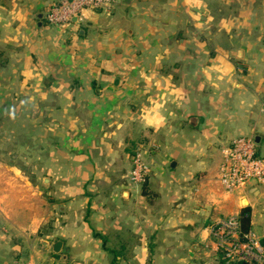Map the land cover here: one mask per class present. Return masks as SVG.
Wrapping results in <instances>:
<instances>
[{"label": "crops", "instance_id": "obj_1", "mask_svg": "<svg viewBox=\"0 0 264 264\" xmlns=\"http://www.w3.org/2000/svg\"><path fill=\"white\" fill-rule=\"evenodd\" d=\"M53 1L0 0V264H231L209 232L227 216L264 247V185L217 178L234 138L264 157V0H119L51 28Z\"/></svg>", "mask_w": 264, "mask_h": 264}, {"label": "built area", "instance_id": "obj_2", "mask_svg": "<svg viewBox=\"0 0 264 264\" xmlns=\"http://www.w3.org/2000/svg\"><path fill=\"white\" fill-rule=\"evenodd\" d=\"M119 0H56L46 8L44 22L48 27H66L71 20L82 19L87 10L106 9ZM149 167L140 153L134 155L128 180L133 186L146 181ZM217 178L222 188L232 192L247 184L264 185V157L257 155L251 137L232 139L221 149ZM215 251L226 263L264 264V247L255 235L242 232L237 216H227L209 227Z\"/></svg>", "mask_w": 264, "mask_h": 264}, {"label": "rangeland", "instance_id": "obj_3", "mask_svg": "<svg viewBox=\"0 0 264 264\" xmlns=\"http://www.w3.org/2000/svg\"><path fill=\"white\" fill-rule=\"evenodd\" d=\"M231 1V0H230ZM223 2L224 3H227V2H229V0H223ZM210 10H209V13H211V9L212 8H209ZM244 10V9H243ZM217 12L219 13V14H223V13H225V12H227L226 11V7H223V6H220V7H218L217 8ZM31 120H34V118H32ZM137 154V153H136ZM141 155V154H140ZM142 160H143V158H142ZM143 162L145 163V161L143 160ZM28 168V170H30V168L31 167H27ZM131 169V168H130ZM129 172H130V170H129ZM129 172H128V176H129ZM128 176H127V181H128V183H129V185H132L130 182H129V180H128ZM32 177V179H30L31 180V182L32 183H34L35 184V177L34 176H31ZM145 183V182H144ZM38 186L40 187L41 186V181H40V177H39V179H38ZM133 186V185H132ZM141 186V185H140ZM34 188V187H33ZM29 206H35V199L34 198H32V199H29ZM33 208V207H32Z\"/></svg>", "mask_w": 264, "mask_h": 264}, {"label": "trees", "instance_id": "obj_4", "mask_svg": "<svg viewBox=\"0 0 264 264\" xmlns=\"http://www.w3.org/2000/svg\"><path fill=\"white\" fill-rule=\"evenodd\" d=\"M145 183H143V185H144ZM240 224V223H239ZM247 224H248V218L247 217H245V218H243V220H242V225L240 226V228H241V231L242 232H246L247 231ZM111 264H115V261H112L111 262ZM234 264H243V263H234Z\"/></svg>", "mask_w": 264, "mask_h": 264}, {"label": "water", "instance_id": "obj_5", "mask_svg": "<svg viewBox=\"0 0 264 264\" xmlns=\"http://www.w3.org/2000/svg\"><path fill=\"white\" fill-rule=\"evenodd\" d=\"M74 21H76V19L75 18H73L72 20H71V22H74ZM195 122H196V119H191L190 120V124L191 125H194L195 124ZM60 246V242H55L54 244H53V247H52V249H53V251H57V248Z\"/></svg>", "mask_w": 264, "mask_h": 264}]
</instances>
